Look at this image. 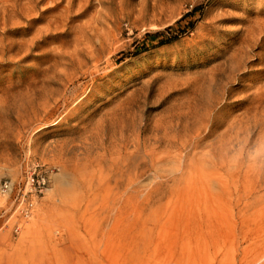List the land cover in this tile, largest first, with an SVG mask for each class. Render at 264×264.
I'll use <instances>...</instances> for the list:
<instances>
[{
	"label": "rangeland",
	"instance_id": "374dc122",
	"mask_svg": "<svg viewBox=\"0 0 264 264\" xmlns=\"http://www.w3.org/2000/svg\"><path fill=\"white\" fill-rule=\"evenodd\" d=\"M26 161L0 264H264V0H0V181Z\"/></svg>",
	"mask_w": 264,
	"mask_h": 264
},
{
	"label": "built area",
	"instance_id": "2783aa9c",
	"mask_svg": "<svg viewBox=\"0 0 264 264\" xmlns=\"http://www.w3.org/2000/svg\"><path fill=\"white\" fill-rule=\"evenodd\" d=\"M25 169L16 179L5 178L0 181V195L11 200L12 213L29 215L33 208L34 198L43 195L47 189L51 170L39 163L25 162ZM18 227H15L17 230Z\"/></svg>",
	"mask_w": 264,
	"mask_h": 264
},
{
	"label": "trees",
	"instance_id": "16d2710c",
	"mask_svg": "<svg viewBox=\"0 0 264 264\" xmlns=\"http://www.w3.org/2000/svg\"><path fill=\"white\" fill-rule=\"evenodd\" d=\"M199 11H200V8L197 7V6H195V7H193V9H192L190 12L186 13V14L183 16V18H186V17H189V16H193V15H195V14H196L197 12H199ZM160 34H161L160 32L146 33V38H147L148 40H153V39L158 38ZM166 42H167V41H164V40H162V39L159 40V43H160V44H164V43H166ZM139 48H140V49H139V50H136V51L133 53V55H137V54H139L140 52H143V51L147 50V47H146L145 43L141 44Z\"/></svg>",
	"mask_w": 264,
	"mask_h": 264
},
{
	"label": "bare ground",
	"instance_id": "6f19581e",
	"mask_svg": "<svg viewBox=\"0 0 264 264\" xmlns=\"http://www.w3.org/2000/svg\"><path fill=\"white\" fill-rule=\"evenodd\" d=\"M123 159H124V158H123ZM129 159H130V158H129ZM120 161H121V160H120ZM120 161H119V162H120ZM123 161H125V160H123ZM123 163H124V162H123ZM112 165H113V164H112ZM123 166H125V165L123 164ZM119 167H120V166H119ZM113 168H114V167H113ZM114 169H115V168H114ZM127 169H129V165H128V168H127ZM118 170L121 171V169H118ZM113 171H114V170H113ZM122 171H123V170H122ZM129 171H130V170H129ZM117 172H118V171H117ZM131 172H132V171H131ZM114 174H115V173H114ZM127 174H128V173H127ZM127 174H126V175H127ZM130 176H131V175H130ZM114 177H115V176H114ZM128 177H129V176H128ZM131 177H132V176H131ZM131 177H130V178H131ZM128 180H129V179H128ZM128 180H127V182H128ZM115 182H117L116 179H115ZM130 182H131V181H130ZM131 183H132V182H131ZM131 183H130V184H131ZM124 185H125V184H124ZM126 185H128V184H126ZM116 186H117V185H116ZM126 187H127V186H126ZM15 210H16V209H15ZM16 211H19V210H16ZM19 212H20V211H19ZM20 214H21L23 217H27V215H24V214H22V213H20ZM29 214H30V213H29ZM28 216H29V215H28Z\"/></svg>",
	"mask_w": 264,
	"mask_h": 264
}]
</instances>
